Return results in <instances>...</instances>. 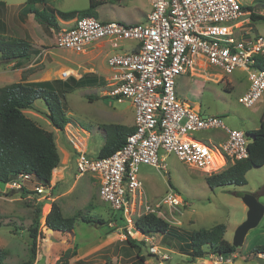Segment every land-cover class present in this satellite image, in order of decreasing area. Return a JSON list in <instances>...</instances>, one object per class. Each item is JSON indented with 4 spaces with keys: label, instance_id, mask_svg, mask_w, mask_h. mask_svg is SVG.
<instances>
[{
    "label": "rangeland",
    "instance_id": "rangeland-1",
    "mask_svg": "<svg viewBox=\"0 0 264 264\" xmlns=\"http://www.w3.org/2000/svg\"><path fill=\"white\" fill-rule=\"evenodd\" d=\"M11 1V0H10ZM12 1L14 5L18 4ZM25 1V0H22ZM244 6H251L252 14L264 15V0H240ZM97 8L100 20H123L128 23L145 21L151 8L150 0H101ZM90 6V0H47L38 4L39 9L54 8L60 11H80ZM3 7L0 6V10ZM21 8L9 9L0 18L5 22V30L10 36L27 39L32 45V55L28 59L7 63L0 52V86L20 80L44 81L56 78L64 79V72L81 77L91 72L92 66L101 64L99 59H86V53H77L57 46L56 32L72 19L58 18V27L46 30L32 15H22ZM244 26L247 36L264 34V18L252 17ZM118 51H122L119 49ZM89 58V56H88ZM250 85L246 71L238 69L225 74L214 67H201L196 74L183 73L177 78V93L182 101L191 103L203 114L219 116L229 128H238L252 133L260 126L264 112V94L253 107L239 102V97ZM106 90L109 87H105ZM104 87L84 86L67 93V114L72 117L64 130L56 128L50 119L48 108L43 100H37L34 107L25 109V113L45 129L55 135L61 161L54 170L51 184V199L44 195L22 192L8 188L0 182V248L4 250L6 264H23L30 256L31 239L28 227L41 207L40 235L35 264H58L59 259L71 254L77 248V254L69 258L72 264H204L201 259L191 260L182 253L181 243L172 234H156L165 257L154 258L147 244H130L124 237L122 223L116 220L120 211L114 209L100 195V186L92 174H77L78 150L90 156H98L107 141L104 126L111 123L135 126V111L128 99H118L103 94ZM195 138L215 143L225 140V131L221 128L191 132ZM220 137V138H217ZM252 140V136H248ZM166 164L157 168L150 164H141L139 177L143 181L148 203L155 213L179 229L191 231L200 228H212L219 223L227 226L225 237L233 241L236 228L246 219L248 207L242 196L236 193H254L264 204V165L252 167L246 174L247 183L243 185L225 184L211 187L207 177L216 173H207L180 160L173 152L160 151ZM221 167L223 161L212 162ZM32 186L33 184H30ZM170 187L188 203L173 209L157 207ZM49 191V190H48ZM57 203L65 216L76 217L74 233L49 229L46 218L52 204ZM137 208L145 211L138 203ZM141 209V210H140ZM164 213V215L162 214ZM82 217L97 219L104 223L85 222ZM264 243V216L257 227L251 229L245 242L235 252L233 263L245 259L253 264H264L263 255L254 258L252 249ZM161 252V255H164ZM200 258V257H199Z\"/></svg>",
    "mask_w": 264,
    "mask_h": 264
},
{
    "label": "built area",
    "instance_id": "built-area-1",
    "mask_svg": "<svg viewBox=\"0 0 264 264\" xmlns=\"http://www.w3.org/2000/svg\"><path fill=\"white\" fill-rule=\"evenodd\" d=\"M150 2L151 10L145 22L76 17L68 26L57 29L56 41L58 47L77 53L86 52L98 41H107L113 48L123 51L108 57V65L114 74L109 79L106 95L131 101L135 130L111 155L94 157L79 149L77 174L81 177L92 174L99 180L101 198L119 210L124 220V237L145 242L150 254L161 259L166 255L156 234H145L136 226L138 217L156 211L144 199L140 165L165 168L160 155L164 150L175 153L190 166L212 174L247 158L252 141L248 132L229 128L219 116L203 114L191 103L182 101L177 94V78L187 72L194 75L205 66L220 70L222 76L244 70L250 85L238 100L246 107H253L264 94V69L256 66V57L264 56V34L247 36L244 26L251 17H242L251 16L252 11L244 9L240 0ZM69 76V71H65L63 78ZM213 128L223 129L225 140L215 143V139L209 138L206 142L191 135L193 131ZM218 154L224 164L212 169L211 163ZM5 185L14 190L34 191L51 199L52 187L40 184L30 173H20ZM138 203L145 206V211L139 212ZM187 203L170 187L157 207L178 209ZM234 254L211 252L198 259L204 264H228L233 263ZM260 255L264 257V254Z\"/></svg>",
    "mask_w": 264,
    "mask_h": 264
},
{
    "label": "trees",
    "instance_id": "trees-1",
    "mask_svg": "<svg viewBox=\"0 0 264 264\" xmlns=\"http://www.w3.org/2000/svg\"><path fill=\"white\" fill-rule=\"evenodd\" d=\"M118 2L121 0H111ZM47 0H27L22 15L32 14L35 20L43 25L46 30L58 27V18L71 19L76 16H98L97 8L102 3L101 0H90V6L80 11H60L54 8L39 9L38 4H44ZM0 15L5 16L6 4L0 1ZM244 9L251 10V6H244ZM252 17H263L264 15L251 14ZM59 28V27H58ZM5 22L0 18V52L5 62H20L31 57L33 49L31 43L24 38L3 34ZM256 66L264 69V56L258 55ZM100 82L98 76L89 72L80 78L70 75L66 79L56 78L53 80L33 81L20 80L4 86H0V182L6 184L14 180L20 173H30L35 176L38 182L45 186H50L54 170L59 166L61 157L55 140V135L39 125L30 118L25 109L34 107L37 100H43L48 108L52 124L64 130L68 123L72 122V117L67 114V93L78 87L94 85ZM107 133V141L99 151L97 157H105L113 154L121 148L128 135L135 130V126L111 123L104 126ZM252 141L249 144V156L245 159L237 160L222 172L212 174L207 177L211 187L225 184L243 185L247 183L246 174L254 166L264 165V112L260 126L254 129ZM29 193V190L22 191ZM243 196L241 192L236 193ZM85 222L104 223L101 217L88 219L82 217ZM119 220L124 223L121 215ZM76 217H67L63 214L61 207L57 203L52 204L51 211L46 218L49 229L74 233ZM41 207L36 211V217L28 227L30 243V258L23 264H35L38 253V239L40 235ZM136 226L145 234L166 233L185 243L181 246L182 253L190 256L191 260L204 257L208 253L218 252L224 255L235 253L238 248L225 237L227 226L219 223L212 228H200L191 231L179 229L171 225L167 220L156 213L142 214L136 220ZM128 242L134 246L145 244L137 239L127 238ZM77 248L71 252V256L77 254ZM4 250L0 248V264L4 261ZM254 258H259L264 254V243L256 245L252 249ZM69 253L65 259H59L58 264H72L69 260ZM250 260V259H248Z\"/></svg>",
    "mask_w": 264,
    "mask_h": 264
},
{
    "label": "crops",
    "instance_id": "crops-1",
    "mask_svg": "<svg viewBox=\"0 0 264 264\" xmlns=\"http://www.w3.org/2000/svg\"><path fill=\"white\" fill-rule=\"evenodd\" d=\"M0 1L5 2L7 10L12 9V8H14V9L21 8L20 10H22L24 8L27 0H25V1L20 0L19 3L16 5L12 4L13 3L12 1L16 2L17 0H11V1L10 0H0ZM150 10H151V8H150ZM70 11H74V10H70ZM20 12L22 14V11H20ZM30 15H32V14H30ZM76 17H81V16H76ZM76 17H74V18H76ZM94 17H96V16H94ZM96 18H98V17H96ZM146 19H147V17H146ZM103 21H108V20H103ZM119 21H123V20H119ZM145 21H137V22H145ZM123 22H126V21H123ZM132 23H134V22H132ZM3 34L6 35L7 33L4 32ZM116 51H118V49L113 48L112 45L110 43H108L107 41H98V42H95L92 45H90L89 48L87 49V51L84 52V53H86L85 56L87 57L86 59H88V60L94 61V60H97L100 58L99 60L101 61V64L97 65V68H95V66H92L93 68H91V72L94 73L96 76H98L99 79L101 80L100 82L98 81V83L94 84L93 86L104 87V89H103L104 95H106V88L105 87L108 86L109 79L114 74L113 71L111 70V68L109 67L107 60H108V57ZM88 56H89V58H88ZM76 78H78V77H76ZM134 121H135V118H134ZM95 180H96V183L98 184L99 180H97L96 178H95ZM98 185L100 186V183ZM252 262L253 261L249 262L248 260L241 259V260H237L235 264H253Z\"/></svg>",
    "mask_w": 264,
    "mask_h": 264
},
{
    "label": "water",
    "instance_id": "water-1",
    "mask_svg": "<svg viewBox=\"0 0 264 264\" xmlns=\"http://www.w3.org/2000/svg\"><path fill=\"white\" fill-rule=\"evenodd\" d=\"M242 199L248 207L246 219L236 228L233 237V245L241 247L249 231L258 226L264 216V204L259 201L256 194L245 193Z\"/></svg>",
    "mask_w": 264,
    "mask_h": 264
},
{
    "label": "bare ground",
    "instance_id": "bare-ground-1",
    "mask_svg": "<svg viewBox=\"0 0 264 264\" xmlns=\"http://www.w3.org/2000/svg\"><path fill=\"white\" fill-rule=\"evenodd\" d=\"M160 155H161V153H160ZM213 156H214V155H213ZM161 157H162V156H161ZM162 159H163V157H162ZM215 161H217V163H218V162H220V161L222 162L223 159H222V157L218 154V155H215V156H214V160H213V162L215 163ZM223 164H224V161H223L221 167L223 166ZM217 166H218V165L211 163V166H210V167H211L212 169H214V167H217Z\"/></svg>",
    "mask_w": 264,
    "mask_h": 264
}]
</instances>
